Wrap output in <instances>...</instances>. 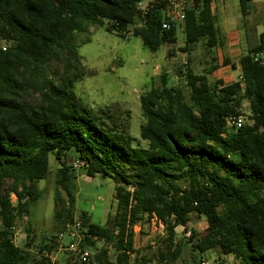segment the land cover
I'll use <instances>...</instances> for the list:
<instances>
[{"label":"trees","instance_id":"trees-1","mask_svg":"<svg viewBox=\"0 0 264 264\" xmlns=\"http://www.w3.org/2000/svg\"><path fill=\"white\" fill-rule=\"evenodd\" d=\"M251 1L238 0L242 16ZM141 2L0 0V42L6 44L0 46V264H49L33 251L50 248L55 234L75 219L76 176L69 163L75 159L85 163L87 176L115 184L109 226L92 223L84 211L77 217L88 235L82 246L94 252V264H129L132 228L153 216L164 223L166 234L156 263H174L179 255L174 230L186 227L193 213L206 220L208 231L202 239L188 238L195 249L216 248L237 264H264V32L240 58L238 81L211 85L206 75L183 67L176 78L189 91L188 101L181 86H168L164 77L160 87L141 95L139 138L146 148L107 127L112 118L73 92L84 76L75 35L89 27H103L122 39L130 32L151 53L175 44V27L162 28L165 0H151L140 11ZM212 3L189 0L182 51L201 40L209 49L219 45ZM257 54L262 56L255 59ZM29 96L36 101L28 102ZM244 102L250 123L227 128L228 118L242 115ZM50 155L58 162L57 231L31 251L29 230L22 248L14 245L13 231L41 197L36 184L47 178ZM146 262L152 259L144 253L136 264Z\"/></svg>","mask_w":264,"mask_h":264},{"label":"rangeland","instance_id":"rangeland-1","mask_svg":"<svg viewBox=\"0 0 264 264\" xmlns=\"http://www.w3.org/2000/svg\"><path fill=\"white\" fill-rule=\"evenodd\" d=\"M149 3L151 0H142L138 9L144 10ZM213 6L217 19H219L218 8L221 9V13L226 14L227 37L250 39L252 35L248 30L240 32L244 26L242 20L245 16L241 15L238 0H226L223 4L221 0H215ZM175 29V44L161 45L154 53L145 49L140 38L131 36L130 32L125 34L126 39H122L116 34L105 31L103 27H89L86 32L75 35L77 53L80 56L84 76L74 84L73 92L87 107L94 111L102 110L105 115H109L112 122L106 121L107 127L129 136L135 147H147V142L139 138V129L144 124L139 98L147 90L160 87L162 77L166 79L168 86H181L187 101L189 91L176 78L178 70L184 69L183 67H189L194 74L206 75L211 85L217 80H222L225 84L236 80L234 72L222 65L224 39H222L223 44L211 49L207 48L201 40L192 50L184 52L182 51L183 24H177ZM223 29L221 27V30ZM256 30L262 33L264 26H258ZM222 36L226 38L225 33ZM0 46L4 47L6 44L0 42ZM185 63H187L186 66H184ZM58 68L61 69V66ZM36 99L37 96H29L27 101L35 102ZM241 112L244 123H250L247 120L249 113L245 102L242 104ZM68 156L73 157L72 153H68ZM57 168L58 162L50 155L47 178L36 184L41 191L40 199L31 207L27 218L16 221L13 237L15 246L24 247L26 230H29L31 251L43 241V237H48L57 231L53 218L55 209L53 199L56 188L54 180ZM72 170L76 176L74 217L77 218L79 213L84 211L90 216L92 223L109 226L116 204L114 181L99 175L87 176L83 168H72ZM59 192L65 198L64 193ZM11 200L15 202L13 195ZM188 231L193 232L195 238L206 237L208 235L206 220L193 213L186 227L179 226L174 230L173 243L179 246V255L172 264H200L201 262L237 264L233 256H223L216 248L204 252L195 249L194 242L188 239L192 235L190 237L184 235ZM165 236V231L163 235H159L158 231L153 230L150 221H144L137 224L134 244L140 254L145 253L155 263L158 260L157 253L165 249ZM101 246L102 243H96V247ZM107 249L109 258H113L112 247L109 246ZM35 252L36 250L33 251V255L39 259V254Z\"/></svg>","mask_w":264,"mask_h":264},{"label":"built area","instance_id":"built-area-1","mask_svg":"<svg viewBox=\"0 0 264 264\" xmlns=\"http://www.w3.org/2000/svg\"><path fill=\"white\" fill-rule=\"evenodd\" d=\"M165 2L166 7L163 11L162 28L169 30L172 27H176L177 24H183L186 10L189 7V0H165ZM261 56V54H257L255 59ZM243 124L244 117L242 115L233 116L226 120V127L233 130H237ZM70 165L73 169L85 167V163L78 159L71 161ZM150 222L153 230L158 231L159 235H163L165 231L164 223L155 216L150 219ZM136 228L137 225L132 228L134 234ZM184 235L190 237L192 233L188 231ZM85 237H88L86 230L82 228L80 221L75 218L72 222L67 223L62 231L55 234L53 241L49 242L50 248L42 250L39 256L46 259L49 264H94V252L82 246ZM90 239L93 238L90 237ZM133 250L134 252L128 253L129 264H136L141 255L140 251L135 247L134 239ZM137 251H139V254H137ZM143 264L157 263L146 262ZM200 264L205 263L201 262Z\"/></svg>","mask_w":264,"mask_h":264},{"label":"crops","instance_id":"crops-1","mask_svg":"<svg viewBox=\"0 0 264 264\" xmlns=\"http://www.w3.org/2000/svg\"><path fill=\"white\" fill-rule=\"evenodd\" d=\"M225 1L226 0H221L222 4L225 3ZM214 2L215 0H213L212 9L214 8L213 6ZM213 14L215 15L216 26L219 31V39H220L219 45L223 44L222 39L225 40L222 65L230 68L234 72L233 74H235L234 76L236 77V80L234 82H236L240 79V75H241L239 60L244 54H246L245 52H247L249 47L256 44L258 35L261 34L257 32L256 28L258 26H264V1L252 0L249 4V9L247 11V14L245 15L244 19L242 18L243 20L241 19L242 21H244V26L242 24L243 29L240 32L243 33L244 30H248L252 35L248 40H245V37L243 39L227 37L228 30L226 28V24H227L226 14L221 13V9L219 8H218L219 19H217V15L215 14L214 10H213ZM221 27L224 29L221 30ZM224 33L226 35V38L225 36H222V34ZM88 217L90 216L88 215Z\"/></svg>","mask_w":264,"mask_h":264}]
</instances>
